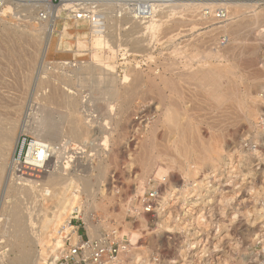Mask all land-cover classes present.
Segmentation results:
<instances>
[{"label": "rangeland", "instance_id": "1", "mask_svg": "<svg viewBox=\"0 0 264 264\" xmlns=\"http://www.w3.org/2000/svg\"><path fill=\"white\" fill-rule=\"evenodd\" d=\"M200 1L223 2V0H169L163 3L164 5H168L178 2L185 5L186 2ZM255 1L242 0L240 2H253L252 4L255 3L252 8V10L254 9L253 11L259 10L264 12V0ZM74 2L75 1L72 0H0V128L3 127L1 131H4V127L5 129L7 128L6 130H9L10 128L8 127L16 125L15 128L12 126L11 128H14V144L17 140V147L14 153L17 159L15 166L13 165L11 168V162L14 161L13 146L9 156H7L8 151L6 150L5 155H7L4 159H0V264H6L5 259L8 256L14 255L9 245L11 238L9 236L10 216L8 213L9 209L16 205V208L18 207V209H20L18 211L23 222H25L26 228L31 231L30 234L33 242L26 239L25 244H31V248L37 251V259L40 258V261L36 259V264H41L42 258H44L43 262L48 263V259L53 256L49 253L53 251L51 250L53 247L58 248V251L69 247L68 243L63 244V240H61L62 237L59 235V232L65 231L66 226L63 222L67 218V214H65V212L61 214L58 213L64 208V204L66 203L65 200L67 199H69V201L67 200V204L72 201L74 204H78L82 209L81 214L77 215L74 213L71 217L74 218L72 224L79 225L78 234L83 238L86 237L85 234L90 238L86 229V222H84V215L86 212L90 213V221L99 231L97 236L100 234L108 235L110 238L113 236H127L131 238L132 241L140 238L137 247L132 253L123 256L124 260L126 259L124 264H143V260L151 255L156 249L155 247L161 243V240L165 241L166 235L171 238L168 242L165 241L160 248L163 250V255L165 256L163 264H199V256L206 250L214 257L213 264H218V261L216 262L215 259V256L218 254L216 249L224 247L232 250L235 249V247L237 248L236 245L240 242L245 244L246 242L254 241L255 237L259 235H262L264 238V58L262 55L264 52V22L261 23L259 21L260 23L252 24L254 12L251 8L250 10L243 9L240 11L241 13L239 12L240 15L237 13L238 16L237 14H233L232 16L234 17L231 16V9L225 8L226 18L224 20H217L214 18V11L218 8H224L223 6H214L212 8L201 6L203 8L201 9L200 7V11L196 9L192 11V14L190 10V13H188V9L186 11L185 6H182L174 10L171 15L165 16L164 19L162 18L161 22H157L149 31L150 37L146 34V37L149 39H143L144 41L142 44L144 45L141 44L136 46L135 49V45L123 39L122 33L127 31L126 26L129 24L128 27L136 26L138 28L134 29V34H136L133 35L132 33V36L135 37L137 35L136 37H139L141 35L140 37H142L143 32L136 22L140 21L139 19H134L136 20L135 24L128 21V19L115 22L117 19L120 20L121 17H124L123 11L115 3L108 1V3L106 2L107 4L105 3L102 7L97 8V13L100 12L103 18H105V21L103 24H97V26L93 27L85 20H79L73 16L74 14L68 7V3ZM237 2H239V0H237ZM76 3L81 4L80 6L82 7L88 6L87 1H76ZM1 4L3 5L1 6ZM109 4L116 5L115 10ZM106 5H109V7ZM105 7H107V9ZM163 7L167 9L166 6ZM76 8H78V6H76ZM109 8H112L114 11H110ZM206 9H210V13L204 14ZM198 11L200 13L199 15ZM229 14L230 16L228 18L227 16ZM108 19L110 21H108ZM230 19L234 20V23ZM238 20H241V22L245 20L249 24L251 23L250 26L253 25L254 28L242 26L229 31V27H234L233 25L237 27L239 25L236 23ZM45 21L47 22L46 24ZM229 21L232 22V25ZM238 22L241 23L240 21ZM119 24L122 25L121 27L125 26V28L119 30ZM224 24H228V26ZM96 27L97 30L95 29ZM95 34L99 40L97 45L93 44ZM37 35L43 36L44 38L47 37L48 41L46 53L42 59L41 56H39V51L33 56L34 51L32 50V46L34 43L32 44V42H34ZM120 35L122 36L120 37ZM142 38H144V36ZM120 41L122 43H120ZM221 41L223 44H221ZM254 43H256L257 48ZM238 45L241 48L247 47V49H241ZM248 46H255L253 50L255 52H253L254 54L248 53L251 52ZM236 47L238 51L235 50L237 49ZM258 48L259 52L257 51ZM226 49H228L229 52L223 55L224 50L227 51ZM14 52L17 53L15 54ZM194 52L197 53L196 56ZM207 52L212 53L210 57ZM240 52H244L242 53L243 55H241ZM216 53H218V58H215L217 56ZM250 58L254 59L253 62ZM254 61L256 63H254ZM224 62L225 64H222ZM245 63L248 64L245 66ZM86 64L89 65L87 66L89 68V70H87L88 73L85 71ZM233 65L236 66L234 67L235 69L232 68ZM243 66H245V68ZM248 66L252 68L249 70ZM211 68H227L231 69L233 72L230 74L229 80L231 87L228 85L227 93L229 97L228 95L226 96L228 100L224 97L225 100H227V104L225 100H221V103H216L217 101L211 98L207 100L209 97L206 99L207 94L205 93V95L203 89L199 87V83L196 81L197 79L194 80L190 78V75L195 71L196 73L194 74H197L199 70V74V72L202 73ZM93 69L95 70L93 71ZM104 69L108 70H106L107 73L105 74L104 72L106 71ZM109 69H111V71ZM64 70L67 72H64ZM68 70L72 72L69 73ZM79 70L82 73L79 72ZM112 70L114 72H112ZM76 71L77 73H74ZM83 71L85 72L83 73ZM124 73H128L129 75L131 73V76H129L128 81L122 82ZM185 74L188 75V79ZM141 75L143 77H140ZM106 76L112 77L111 83L106 84L102 81ZM134 76L140 77L139 80L144 79V81L141 80L138 82L141 84V87H143L144 94L140 93L135 95V93H132L133 89H131V93L135 95H133L132 98V94L129 95L130 88H128V84L131 86L135 81ZM161 76L163 78H160ZM148 77H151L153 80ZM164 78L167 79L165 80ZM251 78L254 79L252 80ZM64 79H68L70 82L62 81ZM160 79H162L161 82ZM168 79L170 80L167 81ZM132 80L134 81L131 83ZM146 80L149 82H146ZM251 80L255 84H253ZM165 81H167V83L169 82V84L164 83ZM232 81L236 86H232ZM175 83L176 86L179 87L177 92L180 89L181 95H178H183V100L180 98L181 102L183 101L182 104L184 103V105L187 106H182V109L189 117L188 119L191 125L194 124V127L192 126L189 132V136L186 134L188 132L183 133V137H181L182 135L179 136V132H173L168 129V125L173 118L171 117L173 111L171 112L169 110H175L173 102L168 103V100L172 101L175 98L174 96H177V92H172V90L169 92L170 88L168 89V85H175ZM163 84L165 86L167 85V87ZM89 85L91 88H89ZM54 86L57 90L62 91L63 89L64 91L62 92H65L69 96L74 94V96L72 95L71 97H75V103L80 104H75L74 107L78 109L76 107L78 105V110H82L81 112L79 111L80 113L77 112L78 110H76V112L83 116L84 119H82V123H85L86 127L89 128L87 129L88 134L85 132L87 135L80 136L79 139H82V137L87 138L79 140L78 138L70 137L69 133H67L66 119L60 115L64 110L66 111V109H71L73 107L65 108V104H63L62 106L64 108L59 107L61 110L55 111L52 109L51 105L49 106L48 102H46L45 98L48 100L47 97L50 95L49 92L55 89L53 88ZM244 86H246V89H244ZM98 87L104 90L106 95L104 91L101 92L102 90L97 89ZM232 87L234 89H232ZM261 87H263V90ZM159 88L161 89L160 91L163 92H160ZM229 89L231 92H229ZM251 89L252 91H250ZM111 90H113V92ZM146 91H148V93ZM190 91L191 93H189ZM241 91H243V93L245 91L248 92L251 99L248 95V98L246 97V100L243 101L240 97L242 94ZM125 92L128 93L126 94ZM158 92L161 93V96H159ZM141 94L143 95L142 98L140 97ZM146 94H148V96ZM231 94L233 97H230ZM234 94H236V96ZM77 95L80 96L78 97ZM169 95L173 96V98ZM238 95L239 97L236 98ZM95 96L99 97L96 98ZM125 96L126 98L123 100ZM189 96L190 98H188ZM256 96L260 98L258 99ZM147 97H149L150 100H148L149 98ZM186 98L188 99L186 100ZM232 98L236 101H232ZM129 99H132V102H129ZM157 99H159L158 102L160 104L156 102ZM252 99L257 100L253 101ZM162 100L166 104L161 102ZM189 100L190 102H187ZM124 101L129 105L127 106ZM185 102L189 103L190 106ZM231 102L235 105H232ZM255 102L257 103L255 104ZM119 103L122 107H119ZM228 103H231V105L229 104L230 106H228ZM241 103L243 105H241ZM212 104L216 106L213 107L214 105L212 106ZM251 104L253 105V107H251L253 110H251L252 112L250 113L249 110L251 108L249 107L252 106ZM43 105H48L47 107L50 108L46 109L47 107L44 108ZM237 105L238 107L240 106L239 108L241 110L237 108ZM125 106L130 112L127 111L126 108L124 109ZM219 106L225 107L226 110L221 107L219 108ZM168 107L172 109L169 108L168 110ZM192 107L193 109H191ZM229 107L235 110L238 109L239 111L236 110L232 112L234 109H229ZM49 109L50 111H54H52L53 114L50 111V113L48 112ZM165 109L166 111H164ZM189 109H191L192 112ZM45 111L47 112L45 113ZM188 111L190 112L188 113ZM237 111L242 114L240 116H235ZM247 111H249V116ZM119 112L120 115L123 116L118 115ZM228 112L232 114H226ZM44 114H48L49 119L52 118L53 120H48L47 115ZM189 114L193 115V118L191 115L189 116ZM233 114L234 116H232ZM43 115L47 117L46 120L48 122L45 120V122L41 124L40 122ZM50 115L52 116L50 117ZM125 116L130 120H127ZM242 116L245 117L244 121H248L247 124L249 125L244 121L240 122L243 120H240ZM233 118H235V120ZM49 121H55L56 123L52 122L50 126ZM5 122L8 124L6 125ZM12 122L13 124H11ZM9 124L11 125L8 126ZM43 124H45V130L57 124L54 129L56 128L55 132L59 131V133L46 135L47 144H51L52 146L51 151L54 149L57 152L54 153L55 151H52L54 155L56 154V156H54L50 150H47L50 154L46 152L45 162L42 163L40 165L41 168L37 170L26 164L24 157H26V152L31 141L43 138L40 135ZM57 127L60 129L58 130ZM33 128L35 130H33ZM64 131L67 133L65 134L67 136L64 135ZM117 132H124V135ZM121 136L123 137L120 139ZM179 137L185 140L182 141V139H180L179 141ZM147 138L152 139V144L148 145L145 150L147 151L148 157H151L153 160L149 162L146 168V164H141L139 159L142 158L143 154L141 155V153H144L142 142ZM74 139L75 141H72ZM76 140L78 141L76 142ZM186 143L188 144L187 146ZM118 145L119 147H117ZM57 148H60V150ZM59 151H61V153ZM31 152H33V148ZM205 154H207V156H205ZM53 157L57 160L55 158L53 159ZM193 157L195 158L193 159ZM202 157H208L206 161L208 163H206L207 165L204 164L205 166L203 165V161L201 162ZM48 159L56 161H54L55 164L57 163L55 165L56 168L53 165L54 162L50 160L47 162ZM22 162L24 164H22ZM198 164H201L202 167ZM206 166L212 168L210 172L212 177L201 180L198 178L200 174L199 170ZM100 168H106V175L104 174L103 176L107 178L105 181H103V178H98L102 170H100ZM56 169L57 172H55L59 173H55L56 175H62L63 178L73 177L74 180H72V182H74L72 187L70 186L71 188L68 187L69 190H66L68 194L65 193L67 194L65 197H68L64 199V203L63 199L58 201V199L51 194L57 191L58 187L55 188L54 186L53 188L51 186L52 189L49 183L48 186L44 184L49 173H53L52 170ZM96 174L97 182L99 181V184L97 183L96 185L95 183L96 187L99 186L97 188V194L94 195L95 197L89 196L90 198H88V195L86 196V193L82 192L81 182L83 178H91ZM20 176L22 178H20ZM15 177L19 178L15 179ZM24 177L27 181L33 180V183L31 182L29 185L26 180H22L25 179ZM230 180L232 184H230ZM206 181L210 183H205ZM222 183H229L232 187L228 186V188L225 189L220 186ZM23 184H27L28 192L26 191V186L23 187ZM44 188L48 190L51 189L49 195H47L49 199L47 196L45 197V194H48V192L45 193ZM177 188L188 195L195 194L194 191L196 190V194H200L198 196L201 199L200 201L197 200L198 204L195 203L198 208L194 210L193 215L188 214L187 216V213H183L186 212L185 208H188L194 200L178 203L175 206L172 205V202H167L166 205H160L163 207L158 211L157 215L155 214L153 217L140 213V200L148 191L157 189L159 197L165 195L170 198L173 195L180 194L175 191ZM222 188L224 190H222ZM227 190L229 192H226ZM37 191H41L42 193H38ZM23 192L26 195H24ZM73 195L76 196L73 197ZM87 203L89 205H87ZM42 209L47 212V215ZM55 210H58V212L53 213V215L57 217V221L54 220L49 223L50 225L48 224L47 228L49 229L48 232L43 233V224L45 225L46 221L52 216V211ZM48 215L49 217H47ZM254 222L255 224H253ZM227 224H229L230 227H228L229 225ZM240 224L243 226L241 227ZM225 226L229 229L221 231L225 229ZM40 227L42 228L39 230ZM246 227L249 229H247V231H242ZM206 229H209V232L205 231ZM196 231L200 233V236H197ZM42 234H44V236ZM40 237H43V239ZM200 238H202V240L204 239L201 245L195 244V240ZM194 244L197 246L195 247ZM192 245L195 248L191 247ZM55 251L56 249L52 253ZM58 251L55 252L56 255L54 254L55 257L53 258L57 257ZM40 253L43 256H41ZM136 255H139L141 258L137 262Z\"/></svg>", "mask_w": 264, "mask_h": 264}, {"label": "bare ground", "instance_id": "2", "mask_svg": "<svg viewBox=\"0 0 264 264\" xmlns=\"http://www.w3.org/2000/svg\"><path fill=\"white\" fill-rule=\"evenodd\" d=\"M240 1H242V0H239V2H237V0H223V2H186L185 3V5H182V3H178V2H175V3H173V4H168V5H164V3L162 4V5H160V7H158L157 9H154V10H152V13H150L147 17H142V19H139L140 21H136V20H134V15L132 14V12L129 10V11H124L123 12V15H124V17H121V19L120 20H116L115 22H121L122 20H124V19H128V21H130V22H132V23H134L135 24V21L137 22V25H139V27H140V29H141V31L143 32V34H142V37L144 36V38H142V37H140L139 35V37H133L132 36V33H133V35H135L134 34V29L135 28H137L136 26H129L128 27V25L129 24H127V28H126V32L125 33H122L123 34V39L125 40V41H127L128 40V42L129 43H132L133 45H135V49H136V46H139V45H141L142 43H143V39H149V38H147L146 37V34L148 35V37H150L149 36V34H150V30L156 25V23L157 22H161L162 20V18L164 19V17L166 16H168V15H171V13L172 12H174V10H176V9H178V8H181L182 6L184 7H186V11H187V9H188V13H190L191 12V14H192V11H194V10H196V9H199V11H200V7L201 6H203V7H205V8H212V7H214V6H223L224 8H230L231 9V11H232V13H231V16L234 14V15H236L237 13L239 14V12L240 11H242L243 9H248V10H250V8H251V10H252V8H253V5H255V3L254 4H252V3H249V2H247V3H243V2H240ZM253 1V0H252ZM255 1V0H254ZM258 1H261V0H258ZM258 1H257V3H258ZM256 2V1H255ZM107 3H108V1H107ZM106 3V4H107ZM260 3V2H259ZM3 4H1V6H2ZM110 6H112L113 8H114V10H115V6L116 5H112V4H109ZM109 5L107 6V7H109ZM259 5V4H258ZM263 5V4H262ZM163 6H166V8L167 9H165V7H163ZM257 6V5H256ZM260 6V5H259ZM107 7H105L106 9H107ZM203 7H201V9L203 8ZM110 9V8H109ZM229 9V10H230ZM261 9V8H260ZM112 10V8L110 9V11ZM114 10H112V11H114ZM122 10V9H121ZM120 10V11H121ZM189 10H190V12H189ZM247 10V11H248ZM254 10V9H253ZM252 10V11H253ZM258 10V9H257ZM262 10V9H261ZM264 10V9H263ZM116 11H117V9H116ZM119 11V10H118ZM199 11H198V15L200 14L199 13ZM108 12H109V10H108ZM196 12V11H195ZM254 13H253V22H252V24L253 23H258L259 21L262 23V22H264V12L262 11H253ZM194 13V12H193ZM229 13V12H228ZM241 13V12H240ZM245 13V12H244ZM251 13V12H250ZM196 14V13H195ZM194 14V15H195ZM238 14H237V16H238ZM242 14H243V12H242ZM110 15H112V14H110ZM115 15V14H114ZM194 15H190V16H194ZM202 15V14H201ZM240 15V14H239ZM197 16V15H196ZM229 16H230V14L227 16L228 18H229ZM236 16V17H237ZM244 16V15H243ZM105 17H106V15H105ZM232 17H234V16H232ZM232 17H230V18H232ZM245 17V16H244ZM107 18V17H106ZM116 18H117V16H116ZM227 18V19H228ZM110 19V18H109ZM108 19V21H110ZM112 19V18H111ZM198 19V18H197ZM235 19V18H234ZM238 19V18H237ZM242 19V18H241ZM245 19V18H244ZM107 20V19H106ZM113 20H115V19H113ZM142 20V21H141ZM231 20V19H230ZM226 21H228V20H226ZM231 21H233V23H234V20H231ZM238 21H240L241 22V20H238ZM236 22L237 24H239L237 27H236V25H233L234 27H229L230 28V30L229 31H231V30H233L234 28H239V27H242V26H246L247 28L250 26V24L247 22V21H243V22H241V23H239V22ZM124 22V21H123ZM122 22V23H123ZM127 22V21H126ZM230 22V21H229ZM250 22V21H249ZM259 22V23H260ZM47 22L45 21V24H46ZM113 23V22H112ZM121 23V24H122ZM140 23V24H139ZM232 22H230V24H231ZM229 24V25H230ZM248 24V25H247ZM120 25V24H119ZM122 25H124V24H122ZM122 25H120V29L119 30H121V29H123V28H125V26H123V27H121ZM224 25H226V24H224ZM232 25V24H231ZM257 25V24H256ZM226 26H228V24L226 25ZM114 27V26H113ZM225 27V26H224ZM250 27H252V28H254L253 27V25L252 26H250ZM249 27V28H250ZM138 29V28H137ZM257 29V28H256ZM249 30V29H248ZM250 30H254V29H250ZM123 31V30H122ZM124 31H125V29H124ZM132 31V32H131ZM137 31V30H136ZM140 31V32H141ZM139 32V31H138ZM112 33V32H111ZM114 33V32H113ZM42 34H44V33H42ZM120 34V33H119ZM14 35H15V32H14ZM111 35V34H110ZM115 35V34H114ZM17 36V35H16ZM122 35H120V37H121ZM260 36V35H259ZM94 37V36H93ZM146 37V38H145ZM122 39V38H121ZM120 39V40H121ZM113 40H114V38H113ZM124 40H123V42H124ZM146 41V40H145ZM258 41V40H257ZM127 42V43H128ZM150 42V41H149ZM242 42H243V40H242ZM241 42V43H242ZM34 43V45L32 46L33 48H32V50L34 51V55H33V53H32V55L33 56H35L36 55V53L39 51V56H41V59L44 57V55H45V53H46V46H47V43H48V41H47V37L46 38H44L43 36L41 37L40 35L38 36H36L35 37V39H34V42H32V44ZM97 43H99V40L97 39V35L95 34V38H94V41H93V44H95V45H97ZM120 43H122L121 41H120ZM125 43V42H124ZM244 43H245V41H244ZM15 44V43H14ZM27 44V43H26ZM10 45V44H9ZM12 45V44H11ZM131 45V44H130ZM142 45H144V44H142ZM254 45L256 46V48H257V45H256V43H254ZM231 46V45H230ZM230 46H228V47H230ZM245 46V45H244ZM255 46H248V47H250V50H251V52H248V53H252V54H254L255 52L253 51L254 50V47ZM133 47V46H132ZM142 47V46H141ZM238 47H240L239 45H238ZM40 48V49H39ZM139 48V47H138ZM137 48V49H138ZM225 48H226V46H225ZM237 48V47H236ZM241 48V47H240ZM242 48H246L247 49V47H242ZM241 48V49H242ZM14 49V48H13ZM133 49H134V47H133ZM222 49H224V48H222ZM246 49H245V51H246ZM227 51H225L224 50V52H223V55H224V53H226V52H229L228 51V49H226ZM229 50H230V48H229ZM235 50H237L238 51V48L237 49H235ZM234 50V51H235ZM249 50V49H248ZM261 50V49H260ZM11 51V50H10ZM32 51V52H33ZM243 51V50H242ZM257 51L259 52V48L257 49ZM257 51H256V53H257ZM236 52V51H235ZM235 52H234V54H235ZM254 52V53H253ZM13 53V52H12ZM15 53V52H14ZM17 53V52H16ZM15 53V54H16ZM195 53V52H194ZM193 53V54H194ZM242 53H244V52H242ZM241 52H240V54L241 55H243ZM246 53V52H245ZM196 54L197 53H195V56H196ZM207 54L209 55V57H210V54H212V53H210V52H207ZM207 54H206V56H207ZM220 54V53H219ZM227 54V53H226ZM237 54H238V52H237ZM97 55V54H96ZM204 55V54H203ZM216 57L215 58H218V53H216ZM222 55V54H221ZM239 55V54H238ZM238 55H237V57H238ZM256 55V54H255ZM254 55V56H255ZM263 58H264V52H263ZM192 56H194V55H192ZM215 56V55H214ZM226 56V55H225ZM240 56V55H239ZM205 57V56H204ZM208 57V58H209ZM244 57V56H243ZM248 57H249V55H248ZM207 58V57H206ZM221 58V57H220ZM226 58V57H225ZM251 59V58H250ZM228 60V59H227ZM252 60V62H253V60L254 59H251ZM225 61V60H224ZM88 62V61H87ZM222 62V61H221ZM242 62V61H241ZM33 63V62H32ZM254 63H256L255 61H254ZM219 64V63H218ZM222 64H225V62L224 63H222ZM234 64V63H233ZM240 64V63H239ZM246 64H248V63H245V66H246ZM56 65V64H55ZM81 65V64H80ZM91 65V64H90ZM241 65V64H240ZM253 65H256V64H253ZM71 66V65H70ZM83 66H85V65H83ZM87 66H89V65H87L86 64V73H88L87 72V70H89V68L87 67ZM94 66H95V64H94ZM225 66V65H224ZM245 66H243L244 68H245ZM57 67V66H56ZM81 67V66H80ZM79 67V68H80ZM84 67V68H85ZM96 67V66H95ZM234 67H236L235 65H233V67L232 68H234ZM249 67V66H248ZM247 67V68H248ZM73 68V67H72ZM71 68V69H72ZM94 68V67H93ZM243 68V69H244ZM252 68V67H251ZM250 67H249V70L251 69ZM203 69V68H202ZM235 69V68H234ZM95 69H93V71H94ZM105 70V69H104ZM107 70V69H106ZM105 70V71H106ZM110 71H111V69H109ZM195 70V69H194ZM248 70V71H249ZM255 70V69H254ZM258 70V69H257ZM69 71V70H68ZM85 71H83V73L85 72ZM108 71V70H107ZM107 71L106 72H104V74L105 73H107ZM199 71V70H198ZM198 71H197V74H194V73H196V71L194 72V73H192L191 75H190V73H189V75H190V78L191 79H194V80H196L197 81V83H199L198 85H199V87L200 88H202L203 89V91H204V94L206 93L207 94V96H206V99H207V97H209L207 100H210V98L211 99H214V100H216L217 102L216 103H218V102H220L221 103V100H225V98L224 97H226L227 95H228V85L230 86V84H229V80H230V74L231 73H233L232 72V70L231 69H227V68H220V69H216V68H211V69H209V70H205V71H203L202 73H200L199 72V74H198ZM252 71H253V69H252ZM64 72H67V71H65L64 70ZM70 72H72V71H69V73ZM79 72H81L80 70H79ZM112 72H114L113 70H112ZM129 72V71H128ZM243 72V71H242ZM251 72V71H250ZM74 73H77V71L76 72H74ZM82 73V72H81ZM95 73V72H94ZM109 73V72H108ZM183 73V72H182ZM244 73V72H243ZM253 73V72H252ZM256 73V72H255ZM261 73V72H260ZM260 73H258V74H260ZM97 74V73H96ZM235 74V73H234ZM262 74V73H261ZM58 75V74H57ZM91 75V74H90ZM137 75H138V73H137ZM186 75V74H185ZM185 75H184V78H185ZM249 75V74H248ZM253 75V74H252ZM252 75H250V76H252ZM62 76V75H61ZM129 76H131V73H130V75L128 74V73H124L123 74V76H122V82H125V81H128L129 80ZM136 76V75H135ZM134 76V80H132L131 81V86H129V84H128V88H130V93H129V95L130 94H132V93H135V95H138V94H140V93H143L144 94V90L142 89L143 87H141V84L140 83H138L139 81H141V80H143L144 81V79H141V80H139V78L140 77H143L142 75L140 76V77H135ZM188 75H186V77H187ZM257 76V75H256ZM64 77V76H63ZM70 77V76H69ZM90 77V76H89ZM238 77V76H237ZM236 77V78H237ZM253 77V76H252ZM57 78H58V76H57ZM100 78H101V76H100ZM99 78V79H100ZM105 78V77H104ZM115 78V77H114ZM113 78V79H114ZM136 78V79H135ZM148 78H151V77H148ZM147 78V79H148ZM160 78H163L162 76L160 77ZM189 77H187V79H188ZM235 78V79H236ZM257 78H258V76H257ZM59 79V78H58ZM86 79H88V78H86ZM102 79V78H101ZM111 79H112V77L110 78V77H107L106 76V78L104 79V80H102L104 83H111ZM165 79V78H164ZM167 79V78H166ZM165 79V80H166ZM186 79V78H185ZM240 79H242V78H240ZM252 80L254 79V78H251ZM70 80H71V78H70ZM97 80V79H96ZM151 80H153L152 78H151ZM170 79H168L167 81H169ZM251 80V81H252ZM260 80V79H259ZM62 81H65V82H67L68 81V79L67 80H62ZM88 81V80H87ZM115 81V80H114ZM162 81V79H160V82ZM167 81H165L164 83H167ZM191 81V80H190ZM245 81V80H244ZM68 82H70V81H68ZM101 82V81H100ZM146 82H149V81H147L146 80ZM156 82V81H155ZM233 82V81H232ZM253 82V81H252ZM251 82V83H252ZM256 82V81H255ZM258 82V81H257ZM262 82V81H261ZM94 83V82H93ZM150 83H151V81H150ZM246 83V82H245ZM248 83V82H247ZM96 84V83H95ZM100 84V83H99ZM105 84V85H106ZM113 84V83H112ZM117 84V83H116ZM121 84V83H120ZM125 84V83H124ZM149 84V83H148ZM167 84H169V82L167 83ZM172 84V83H171ZM174 84V83H173ZM189 84V83H188ZM253 84H255L254 82H253ZM259 84V83H258ZM50 85V84H49ZM53 85V84H52ZM83 85V84H82ZM90 85H91V83H90ZM90 85H89V88H91L90 87ZM93 85V84H92ZM97 85H98V83H97ZM101 85V84H100ZM111 85V84H110ZM114 85V84H113ZM112 85V86H113ZM143 85V84H142ZM151 85H152V83H151ZM150 85V86H151ZM164 85V84H163ZM162 85V86H163ZM178 85V84H177ZM197 85V86H198ZM234 85L236 86V84H234V82H233V87H234ZM247 85V84H246ZM56 86V85H55ZM53 87V88H55V89H53L52 87V91H50L49 93H50V95H49V97H47L48 98V100L45 98V100H46V102H48V104H49V106L51 105V107H52V109H54L55 111L56 110H59L60 108L59 107H63L62 105L63 104H65V108H69V107H73V108H71V109H66V111L64 110V112L60 115V116H63L66 120V122H67V133H69V135H70V137H72V138H80V136H85V132H87L88 130L87 129H89V128H87L86 127V125H85V123L83 124L82 123V119H84L83 118V116L80 114H77V112H81L82 110L80 109V110H78L79 109V107H78V105L76 106L78 109H75V107H74V105L75 104H79V103H75L76 101L74 100V98H72L71 96L73 95L74 96V94H71V96H69L68 94H66L65 92H62V91H64L63 89H62V91H60V90H57V88L56 87H59V86H56V87ZM104 86V85H103ZM123 86H125V85H123ZM165 86V85H164ZM183 86H186V85H183ZM183 86H182V88H183ZM248 86V85H247ZM255 86H257V85H255ZM264 86V85H263ZM93 87V86H92ZM117 87V86H116ZM152 87V86H151ZM165 87H167V85L165 86ZM231 87V86H230ZM232 87V89H234ZM50 88V89H51ZM96 88V87H95ZM113 89H114V87H112ZM125 88V87H124ZM127 88V89H128ZM150 88V87H149ZM153 88V87H152ZM170 88V90H169V92L172 90V92H177V89L179 88V87H177L176 86V83H175V85H168V89ZM185 88H187V87H185ZM237 88V87H236ZM236 88H235V90H236ZM240 88V87H239ZM248 88V87H247ZM254 88V87H253ZM256 88V87H255ZM262 88V90H263V87H261ZM60 89V88H59ZM97 89H99V87L97 88ZM123 89V88H122ZM131 89H133L132 90V93H131ZM156 89V88H155ZM167 89V88H166ZM244 89H246V86H244ZM92 90V89H91ZM99 90H102L101 88L99 89ZM114 90H116V89H114ZM125 90V89H124ZM124 90H123V92H124ZM161 89L159 88V91H160ZM191 90V89H190ZM239 90V89H238ZM241 90V89H240ZM255 90V89H254ZM89 91V90H88ZM95 91V90H94ZM104 90H102L101 92H103ZM112 92H113V90H111ZM126 91V90H125ZM128 91V92H129ZM184 91V90H183ZM187 91V90H186ZM247 91V90H246ZM244 92L243 93V91H241V98L243 99V101H245L246 99V97L249 95V93L248 92ZM250 91H252V89L250 90ZM260 91V90H259ZM122 92V91H121ZM128 92H125L126 94L128 93ZM147 93H148V91H146ZM145 92V93H146ZM156 92H157V90H156ZM160 92H163V91H160ZM168 92V91H167ZM179 92V93H178ZM176 94H177V96H174L175 98V100L173 99H171L172 101H170V100H168L169 102L168 103H170V102H173V104H174V106H175V110H173L172 108H170V107H168V110H169V108L170 109H172V110H169V111H173V115L171 116V117H173L172 118V120H171V122H170V124L168 125L169 126V128L168 129H170L171 131H173V132H179L180 134H179V136H181V137H183V133H186V132H188V133H186L188 136L190 135V130H191V128H192V126L194 125L193 123V125H191V122L189 121V117L187 116V114L184 112V110L182 109V106H184V107H187V106H185L184 105V103L182 104V102H181V100H180V98H182V96H179L178 94H180V89H179V91H178ZM229 92H231L230 91V89H229ZM233 92H234V90H233ZM232 92V93H233ZM236 92H238V91H236ZM235 92V93H236ZM256 92H257V90H256ZM263 92V91H262ZM48 93V94H49ZM124 93V94H125ZM153 93V92H152ZM182 93V92H181ZM185 93V92H184ZM183 93V94H184ZM189 93H191V91L189 92ZM259 93H261V92H259ZM258 93V94H259ZM264 93V92H263ZM263 93H261V94H263ZM99 94V93H98ZM103 94V93H102ZM104 94L106 95V93H105V91H104ZM158 94H159V96H161V93H159L158 92ZM165 94V93H164ZM167 94V93H166ZM187 94V93H186ZM205 94V95H206ZM237 94V93H236ZM236 94H234L235 96H236ZM239 94V93H238ZM253 94V93H252ZM255 94V93H254ZM260 94V95H261ZM100 95H101V93H100ZM121 95V94H120ZM134 94H132L131 95V97L133 96ZM134 95V96H135ZM142 95V94H141ZM140 95V97L142 98L143 97V95L141 96ZM147 96H148V94H146ZM145 95V96H146ZM154 95V94H153ZM181 95V94H180ZM204 95V96H205ZM260 95H257V96H260ZM48 96V95H47ZM78 97L80 96V95H77ZM110 96V95H109ZM116 96V95H115ZM127 96V95H126ZM126 96L124 97V99L123 100H125V98H126ZM156 96H157V94H156ZM170 97H172L173 98V96H171V95H169ZM250 96V95H249ZM256 96V97H257ZM46 97V96H45ZM91 97V96H90ZM96 98L97 97H99V96H95ZM120 97H122V96H120ZM131 97H129V98H131ZM138 97V96H137ZM136 97V98H137ZM150 97V96H149ZM149 97H147V98H149ZM152 97V96H151ZM166 97V96H165ZM177 97V98H176ZM185 97H187V96H185ZM197 97V96H196ZM228 97H229V95H228ZM230 97H233L232 96V94L230 95ZM239 97V95L236 97V98H238ZM103 98V97H102ZM112 98V97H111ZM133 98V97H132ZM135 98V99H136ZM146 98V99H147ZM155 98V97H154ZM161 98V97H160ZM164 98V97H163ZM188 98H190V96L188 97ZM188 98H186V100L188 99ZM227 98V97H226ZM248 98V97H247ZM258 99L260 98V97H257ZM121 99V98H120ZM170 99V98H169ZM195 99V98H194ZM233 100L232 101H236L234 98H232ZM250 99H251V96H250ZM254 99V98H253ZM252 99V100H253ZM78 100V99H77ZM130 100V99H129ZM129 100H127V101H129ZM132 100V99H131ZM129 101V102H132V101ZM148 100H150V98L148 99ZM152 100V99H151ZM158 100L159 99H157L156 100V102H158ZM182 100H183V98H182ZM205 100V99H204ZM227 100H228V98H227ZM227 100H225V102L227 101ZM231 100V99H230ZM229 100V101H230ZM249 100V99H248ZM255 100H257V99H255ZM255 100H253V101H255ZM261 100V99H260ZM154 101V100H153ZM152 101V102H153ZM192 101V100H191ZM201 101V100H200ZM228 101V102H229ZM238 101V100H237ZM78 102V101H77ZM121 102V101H120ZM125 102V101H124ZM139 102H141V101H139ZM143 102V101H142ZM161 102H164L163 100L161 101ZM187 102H190V100L189 101H187ZM187 102H185V103H187ZM194 102V101H193ZM193 102H192V104H193ZM225 102H224V104H225ZM45 103V102H44ZM122 103V102H121ZM126 103V105L128 106L129 104L127 103V102H125ZM159 103V102H158ZM158 103H156V104H158ZM165 103V102H164ZM206 103V102H205ZM213 103V102H212ZM219 103V104H220ZM232 103V102H231ZM231 103H228V106H230L231 105ZM249 103V102H248ZM253 103V102H252ZM257 102H255V104H256ZM259 103V102H258ZM47 104V103H46ZM120 104V103H119ZM160 104V103H159ZM166 104V103H165ZM188 105H189V103H187ZM191 104V103H190ZM196 104V103H195ZM224 104H223V106H224ZM226 104H227V102H226ZM230 104V105H229ZM234 103H232V105H233ZM238 104V103H237ZM243 104H244V102H243ZM242 103H241V105H243ZM45 105V104H44ZM43 105V106H44ZM80 105V104H79ZM203 105V104H202ZM214 105V106H213ZM218 105V104H217ZM222 105V104H221ZM235 105V104H234ZM246 105H247V103H246ZM250 105V104H249ZM252 105V104H251ZM259 105H260V103H259ZM48 106V105H47ZM47 106H44V108H46ZM171 106H172V104H171ZM173 106V107H174ZM190 106V105H189ZM192 106V105H191ZM212 106L213 107H215L216 105L215 104H212ZM226 106V105H225ZM119 107H122L121 106V104H120V106ZM118 107V108H119ZM130 107V106H129ZM197 107V106H196ZM203 107V106H202ZM221 106H219V108H220ZM227 107V106H226ZM233 107H235V106H233ZM240 107V106H239ZM238 107V105H237V108L239 109V110H241L240 108ZM247 107V106H246ZM251 107H253V105L252 106H250L249 108H251ZM258 107H260V106H258ZM262 107V106H261ZM48 108H50V107H47L46 109H48ZM64 108V107H63ZM126 108V106L124 107V109ZM221 108H224L225 109V107H221ZM232 108V107H231ZM230 107H229V109H231ZM241 108H242V106H241ZM46 109H44V110H46ZM167 109V108H166ZM166 109L164 110V111H166ZM191 109H193V107L191 108ZM191 109H189L190 111H191ZM208 109V108H207ZM224 109H221V110H224ZM234 108H232V110H233ZM238 109H236V110H238ZM248 109V108H247ZM61 110V109H60ZM59 110V111H60ZM76 110H78L77 112H76ZM119 110V109H118ZM126 110H127V108H126ZM188 110V109H187ZM195 110V109H194ZM201 110V109H200ZM217 110H218V108H217ZM226 110V109H225ZM235 109H234V111H232V112H235L236 111ZM238 110V111H239ZM243 110V109H242ZM251 110H253V108H251L249 111H250V113L252 112ZM50 111V109L48 110V112ZM53 111V110H52ZM52 111H50L52 114H53V112ZM122 111V110H121ZM120 111V112H121ZM127 111H129V109L127 110ZM190 111H188V113L190 112ZM215 111V110H214ZM228 111V110H227ZM237 111V114H235V116L237 115V116H240L241 114L239 113ZM249 111H247V114H248V116H249ZM47 111H45V113H46ZM49 112V113H50ZM79 112V113H80ZM120 112H119V114L118 115H120ZM130 112V111H129ZM129 112H127V113H129ZM192 112V111H191ZM194 112V111H193ZM226 112V111H225ZM241 112V111H240ZM243 112V111H242ZM57 113V112H56ZM55 113V114H56ZM59 113V112H58ZM122 113H123V111H122ZM220 113H222V112H220ZM60 114V113H59ZM58 114V115H59ZM172 114V113H171ZM192 114V113H191ZM191 114H189V116L191 115ZM226 114H229V115H231L230 114V112H228V113H226ZM44 115H47V117H48V114H44ZM43 115V118L41 119V124H42V122H45V120L47 119V117L46 116H44ZM126 115H128V114H126ZM166 115V114H165ZM169 115V114H168ZM225 115V114H224ZM52 115H50V117H51ZM120 116H123V115H120ZM119 116V117H120ZM192 116V118H193V115H191ZM227 116V115H226ZM232 116H234V114L232 115ZM254 116V115H253ZM253 116H251V117H253ZM126 117V116H125ZM222 117V116H221ZM64 118H61V119H64ZM118 118V117H117ZM121 118V117H120ZM169 118H170V116H169ZM244 116H242L241 118H240V120L241 119H243V120H241L240 122H242V121H244ZM254 118V117H253ZM52 119V118H51ZM51 119H49V117H48V120H51ZM58 119H59V117H58ZM126 119H127V117H126ZM125 119V120H126ZM129 119V118H128ZM127 119V120H128ZM234 120H235V118H233ZM252 119V118H251ZM3 120V119H2ZM53 120V119H52ZM124 120V119H123ZM130 120V119H129ZM229 120V119H228ZM231 120V119H230ZM254 120V119H253ZM0 121H1V119H0ZM11 121V120H10ZM13 121V120H12ZM47 121V120H46ZM55 121H57V120H55ZM54 121V122H55ZM119 121H121V120H119ZM201 121V120H200ZM236 121H238V120H236ZM7 122H9V121H7ZM48 122V121H47ZM46 122V123H47ZM50 122V126H51V123L53 122V121H49ZM53 122V123H54ZM58 122H59V120H58ZM245 122V121H244ZM247 122L248 121H246L245 123L247 124ZM6 123V122H5ZM4 123V124H5ZM56 123V122H55ZM61 123V122H60ZM234 123V122H233ZM237 123H239V122H237ZM237 123H236V126H237ZM4 124H3V126H4ZM8 123H6V125H7ZM11 124H13V122L11 123ZM11 124H9L8 126H10ZM47 124H49V123H47ZM46 124V125H47ZM45 124H43V127H41V128H43L42 130H41V137H43V138H38L37 140H35V141H31V143L29 144V148H28V151H27V156H26V162L28 163V164H30V165H40L41 163L38 161V155H39V152L41 151V149L42 148H47V150H50V152H52V151H55L54 153H56L57 151L56 150H52L51 151V148H52V146H51V144H47V137H46V135L48 136V135H54L55 133H59V131L58 132H55V130H56V128L54 129V127L57 125H53V127L51 128L50 126V129L49 128H47V130H45L44 128H45V126H44ZM232 125V124H231ZM231 125H229V126H231ZM243 125V124H242ZM247 125H249V124H247ZM246 125V126H247ZM2 126V125H1ZM7 126V127H8ZM12 127H14L15 128V126H13V125H11ZM11 126L10 127H8V128H10L9 130H6L5 129V127H4V131H1V130H3V129H1V128H3V127H1L0 128V157H2V158H0L1 160L2 159H4L5 158V156L7 155V156H9V154L11 153V149H12V146H13V149H12V151H13V156H14V161L13 162H11V168L13 167V165L15 166V163H16V161H17V159H16V156L14 155V153H15V149H16V147H17V140H16V143L14 144V141H13V138H14V128H11ZM61 126V125H60ZM239 126V125H238ZM251 126V125H250ZM48 127V126H47ZM88 127H89V125H88ZM194 127V126H193ZM234 127H235V125H234ZM243 127V126H242ZM37 128V127H36ZM39 128V127H38ZM41 128H39V129H41ZM58 128V130L60 129L59 127H57ZM62 128V127H61ZM239 128V127H238ZM65 129V128H64ZM63 129V130H64ZM194 129V128H193ZM234 129V128H233ZM33 130H35L34 128H33ZM90 131V130H89ZM234 131V130H233ZM240 131V130H239ZM36 133H38L37 131H35ZM62 132V131H61ZM236 132V131H235ZM248 132V131H247ZM67 133H65V131H64V135L65 134H67ZM117 133H119V132H117ZM122 132H120L119 134H121ZM124 133V132H123ZM121 134V135H124V134ZM82 134H84V135H82ZM87 134H88V132H87ZM86 134V135H87ZM235 134V133H234ZM60 135V134H59ZM185 135V134H184ZM58 136V135H57ZM56 136V137H57ZM65 136H67V135H65ZM117 136V135H116ZM60 137V136H59ZM123 136H121L120 137V139L122 138ZM71 138V139H72ZM85 138H87V137H85ZM84 137H82V139H79V140H83V139H85ZM118 138H119V136H118ZM117 138V139H118ZM185 138V137H184ZM51 140H53L52 138H50ZM49 139V140H50ZM119 139V140H120ZM179 139V141H180V139H182V138H178ZM187 139H189V138H187ZM114 140V139H113ZM119 140H117V141H119ZM183 140H185V139H182V141ZM47 141V142H46ZM72 141H75V139L74 140H72ZM78 140H76V142H77ZM144 142H142L143 143V148H144V153H141V155H142V158H140L139 159V161H141V164H146L145 166H146V168L148 167L147 165H149V162H151V160H153L151 157L149 158L148 157V155H147V151L145 150V148L148 146V145H151L152 144V139H145V140H143ZM178 141V142H179ZM181 141V142H182ZM120 143H122L121 141H119ZM118 142V143H119ZM128 142V141H127ZM186 142L188 143V141L186 140ZM189 142H190V140H189ZM114 143V142H113ZM117 143V142H116ZM129 143V142H128ZM186 143V146L188 145ZM181 144H185V143H181ZM51 147H50V146ZM63 145V144H62ZM116 145V144H115ZM114 145V146H115ZM120 145H122V144H120ZM130 145V144H129ZM136 145H137V142H136ZM64 146H66V145H64ZM49 147H50V149H49ZM53 147H54V145H53ZM117 147H119V145L117 146ZM32 148H33V152H31V150H32ZM135 148V147H134ZM57 149H59L60 150V148H57ZM119 149V148H118ZM187 149V148H186ZM186 149H184V150H186ZM209 149V148H208ZM8 151V153L5 155V151ZM188 150H189V148H188ZM118 151V150H117ZM49 151H47V153H48ZM50 152H49V154H50ZM60 153H61V151H59ZM142 152H143V150H142ZM202 152V151H201ZM47 153H46V155H47ZM53 153V152H52ZM54 153L52 154V155H54ZM59 153V154H60ZM121 153V152H120ZM137 153H139V152H137ZM187 153V152H186ZM200 153V152H199ZM216 154V153H215ZM44 155H45V151L43 150V154H42V159L44 158ZM196 155V154H195ZM54 156H56V154L54 155ZM58 156V155H57ZM204 156V155H203ZM205 156H207V154H205ZM49 157V156H48ZM25 158V157H24ZM51 158H52V156H51ZM55 157H53V159H54ZM61 158V157H60ZM195 157H193V159H194ZM56 159V158H55ZM200 159V158H199ZM202 159V160H201ZM200 160H201V162L203 161V165L205 164V165H207L206 163H208V162H206L207 160H208V157H202ZM50 159H48L47 160V162L49 161ZM57 160V159H56ZM6 161V160H5ZM50 161H52V160H50ZM55 160H53L52 162H54ZM24 162V161H23ZM22 162V164H24ZM56 162V161H55ZM55 162H54V167L56 168V164H55ZM201 162H199V163H201ZM210 162V161H209ZM2 164H4V163H2ZM45 165H46V163H45ZM52 165V166H53ZM198 165H201V164H198ZM204 165V166H205ZM25 166V165H24ZM28 166V165H27ZM47 166V165H46ZM41 167V166H40ZM201 167H202V165H201ZM257 167H258V165H257ZM10 168V169H11ZM49 168V167H48ZM59 168V167H58ZM200 168V167H199ZM47 169V168H46ZM102 168H100V170H101ZM106 169V168H105ZM105 169H102L101 170V173H100V176L98 177L99 179L101 178H103L104 180L103 181H105V179H107V178H104L103 176H104V174H105ZM198 170V169H197ZM41 171V170H40ZM47 171H48V169H47ZM49 171H51V170H49ZM53 171V173L52 172H50L49 173V175L47 176V178H46V182L44 183V184H47L46 186H48V183L50 184L49 186L51 187H53L54 188V186H55V188L56 187H58V189H57V191H54V192H52L51 194H53L52 196L53 197H56L57 199H58V201H61L62 199H63V203H64V199H66L67 197H65V195H67L68 193L66 192V190L68 189L69 190V188H71L72 187V184H74V182H72V180H73V177H68V178H63V176L62 175H56V174H59V173H56L57 172V169L56 170H52ZM56 171V172H55ZM212 171V168L211 167H205V168H202L201 170H199V179H206V178H211L212 176L210 175V172ZM33 172H34V170H33ZM198 172V171H197ZM14 173V172H13ZM17 173V172H16ZM22 173V172H21ZM26 173V172H25ZM28 173V172H27ZM56 173V174H55ZM254 173V172H253ZM30 174V173H29ZM36 174V173H35ZM40 175V174H39ZM106 175V174H105ZM15 176H17V175H15ZM62 176V177H61ZM22 177H23V175H22ZM21 176H20V178H22ZM26 177V176H25ZM24 177V178H25ZM40 177V176H39ZM13 178H14V176H13ZM16 178H19V177H15V179ZM35 179V178H34ZM216 179V178H215ZM253 179V178H252ZM18 180V179H17ZM22 180H26V178L25 179H22ZM200 180V181H201ZM27 181V180H26ZM33 180H31V181H27L28 182V184L30 185L31 184V182H32ZM74 181V180H73ZM101 181V180H100ZM198 181V180H197ZM214 181V180H213ZM233 181V180H232ZM256 181V180H255ZM39 182V181H38ZM62 182V183H61ZM68 182V183H67ZM209 181H206L205 183H208ZM229 182H231V180L229 181ZM234 182V181H233ZM253 182H254V179H253ZM33 183V182H32ZM35 183V182H34ZM37 183V182H36ZM65 183H67V184H64ZM95 183H96V185H97V183L99 184V181L97 182V174L96 175H94V176H92L91 178L90 177H87V178H83L82 179V182H81V184H82V192H85L86 193V196L88 197V198H90V197H93L94 195H96L97 194V188L99 187H96L95 186ZM210 183V182H209ZM43 184V183H42ZM230 184H232V182L230 183ZM59 185V186H58ZM220 185V184H219ZM26 186V187H25ZM41 186H43V185H41ZM41 186H40V188H41ZM71 186V187H70ZM205 186V185H204ZM221 187H223V188H228V186H231V185H229V183L227 184H224V183H222L221 185H220ZM219 186V187H220ZM8 187H9V185H8ZM23 187H25L26 188V191H27V184H23ZM22 187V188H23ZM44 187V186H43ZM51 187V188H52ZM69 187V188H68ZM96 187V188H95ZM232 187V186H231ZM235 187V186H234ZM22 188H21V190H22ZM25 188H24V190H25ZM49 188V187H48ZM52 188V189H53ZM222 188V190H224ZM12 189V188H11ZM38 189V188H37ZM42 189V188H41ZM175 189V188H174ZM208 189V188H207ZM241 189V188H240ZM240 189H238V190H240ZM245 189V188H244ZM264 189V188H263ZM262 189V190H263ZM51 190V189H50ZM50 190H48L47 188H44V191H45V193H47L48 192V194H45V197L47 196V195H49V191ZM56 190V189H55ZM229 190V189H228ZM226 191V192H229V191ZM8 191V190H7ZM17 191H18V189H17ZM16 191V192H17ZM43 191V190H42ZM176 192H178V193H180L179 195H173L172 197H168V196H165V195H161L160 197H159V200L157 201V205H158V207H160V209L163 207V206H160V205H163V204H165L166 205V203L167 202H172V205H177L178 203H184L185 201L186 202H188V200H189V202H190V200L192 201V200H194V201H192V204L188 207V208H185V210H186V212L185 213H183V214H186L187 213V216H188V214L189 215H193V212H194V210L196 209V208H198L197 207V200H199L200 201V197L198 196V195H200V194H196V191H194L195 192V194L193 193V194H190V195H188V194H186L184 191H180V189L179 188H177L176 190H175ZM235 191V190H234ZM245 191V190H244ZM20 192V191H19ZM28 192V191H27ZM27 192H25V193H27ZM38 192V191H37ZM41 192V191H40ZM40 192H38V193H40ZM222 192V191H221ZM224 192V191H223ZM256 192V191H255ZM21 193V192H20ZM34 193V192H33ZM42 193V192H41ZM65 193H67V194H65ZM215 193V192H214ZM246 193V192H245ZM23 194H24V192H23ZM44 194V193H43ZM223 194V193H222ZM24 195H26V194H24ZM36 195V194H35ZM236 195V194H235ZM239 195V194H238ZM253 195V194H252ZM9 196V195H8ZM23 196V195H22ZM76 195H73V197H75ZM90 196V197H89ZM204 196H206V195H204ZM43 197V196H42ZM48 197V199H49V196H47ZM50 197H51V195H50ZM70 197V196H69ZM95 197V196H94ZM244 197V196H243ZM18 198V197H17ZM28 198H29V195H28ZM32 198V197H31ZM213 198V197H212ZM225 198V197H224ZM233 198V197H232ZM51 199V198H50ZM215 199V198H214ZM246 199V198H245ZM56 200V199H55ZM68 201H69V199H67ZM67 200H65V204H64V208L60 211V212H58V210H55V211H52V216L46 221V223H45V225L43 224V233L45 232H48V230L49 229H47L48 228V224L49 223H51L52 221H54V220H56L57 221V217L55 216V215H53V213L54 212H58L59 214H61V213H63V212H65V214H67V218L65 219V221L63 222L64 224H65V226H66V228H65V231L64 232H66L67 234H73V232H72V230L70 229V227H68L67 226V222H68V220H69V218H71V216H72V214H74V213H76L77 215H79V214H81L82 213V209H81V207L78 205V204H74L72 201L70 202V203H68L67 204ZM95 200V199H94ZM248 200V199H247ZM28 201V200H27ZM57 201V200H56ZM244 201V200H243ZM246 201V200H245ZM31 202V201H30ZM88 202V201H87ZM230 202V201H229ZM247 202V201H246ZM20 203V202H19ZM62 203V202H61ZM195 203H197V204H195ZM210 203V202H209ZM30 204V203H29ZM217 204H219V203H217ZM15 205V204H14ZM20 205V204H19ZM25 205H26V203H25ZM65 205H67V206H65ZM86 205V204H85ZM87 205H89L88 203H87ZM90 205H91V202H90ZM212 205V204H211ZM230 205V204H229ZM17 206V205H16ZM16 206L15 207H12L11 209H9V216H10V229L9 228H7V229H9V236H10V238H11V241H10V243H9V245H10V248L13 250V254L14 255H12V256H8L6 259H5V263L6 264H36L35 263V261H37V260H39V259H37V251H35V250H33L32 248H31V244L30 245H28V244H25V240L26 239H28V240H31L32 242H33V239L31 238V234H30V230L28 229V228H26V226H25V222H23V219H22V217H21V215H20V213H19V211L18 210H20V209H18V207L16 208ZM30 206V205H29ZM92 206V205H91ZM94 206V205H93ZM169 206V205H168ZM167 206V207H168ZM201 206V205H200ZM170 207H172V206H170ZM177 207V206H176ZM203 207V206H202ZM218 207V206H217ZM85 209V208H84ZM88 209V208H87ZM159 209V210H160ZM183 209H184V206H183ZM212 209V208H211ZM233 209V208H232ZM5 210H6V207H5ZM158 210V211H159ZM181 210V209H180ZM184 210V211H185ZM210 210V209H209ZM30 211V210H29ZM35 211H36V209H35ZM42 211H45V210H43L42 209ZM183 211V212H184ZM225 211V210H224ZM237 211V210H236ZM262 211V210H261ZM89 212V211H88ZM164 212V211H163ZM196 212V211H195ZM204 212V211H203ZM202 212V213H203ZM264 212V211H263ZM44 213V212H43ZM47 212L45 211V214H46ZM85 213V212H84ZM158 213V212H157ZM210 213H211V211H210ZM226 213V212H225ZM49 214V213H48ZM171 214V213H170ZM205 214V213H204ZM42 215H44V214H42ZM47 215V214H46ZM169 215V214H168ZM45 216V215H44ZM44 216H43V218H44ZM181 216H183V215H181ZM180 216V217H181ZM210 216V215H209ZM263 216V215H262ZM24 217H25V215H24ZM33 217V216H32ZM47 217H49V215L47 216ZM77 217V216H76ZM169 217V216H168ZM235 217V216H234ZM233 217V218H234ZM40 218V217H39ZM83 218V217H82ZM201 218H203V217H201ZM90 219H91V215H90V213H85V215H84V222H86V229H87V232H88V235L90 236V238L92 239V238H94L95 236H97L98 235V233H99V231L97 230V228L95 227V225L94 224H92L91 223V221H90ZM236 219V218H235ZM29 220V219H28ZM40 220V219H39ZM222 220V219H221ZM221 220H220V222H221ZM224 220V219H223ZM229 220H231V219H229ZM261 220V219H260ZM260 220H259V222H260ZM33 221H34V219H33ZM43 221V220H42ZM41 222V221H40ZM43 222H45V221H43ZM234 222V221H233ZM238 222V221H237ZM252 222V221H251ZM38 223V222H37ZM224 223V222H223ZM241 223V222H240ZM9 224V223H8ZM212 224H214V223H212ZM253 224H255V222L253 223ZM50 225V224H49ZM191 225V224H190ZM227 225H229V224H227ZM226 225V226H227ZM241 225V224H240ZM97 226V225H96ZM186 226V225H185ZM218 226V225H217ZM223 226H224V224H223ZM226 226H225V229H223V230H221V231H226V230H228L229 228L228 227H230V225L226 228ZM243 225H241V227H242ZM49 227H51V226H49ZM191 227V226H190ZM196 227V226H195ZM221 227V226H220ZM255 227V226H254ZM261 227H263V226H261ZM42 227H40L39 228V230L41 229ZM198 228V227H197ZM247 229H249V228H244L242 231H247ZM183 230V229H182ZM8 231V230H7ZM205 231H207V232H209V229H206ZM64 232H59V235L61 236V235H63V233ZM211 232V231H210ZM8 233V232H7ZM196 233H197V231H196ZM199 233V232H198ZM197 233V236H200V233L198 234ZM192 234H195V233H192ZM43 236H44V234H42ZM8 236V237H9ZM40 236V235H39ZM92 236V237H91ZM206 236H207V234H206ZM216 236V235H215ZM7 238V237H6ZM40 238H42L43 239V237H40ZM145 238V237H144ZM143 238V239H144ZM212 238V237H211ZM40 240V239H39ZM62 240V239H61ZM204 240V239H203ZM203 240H202V238H200V239H197V240H195V244H199V245H201V243L203 242ZM9 241V240H8ZM41 241V240H40ZM220 241V240H219ZM28 242V241H27ZM61 242V241H60ZM7 243V242H6ZM38 243H41V242H38ZM59 243V242H58ZM205 243V242H204ZM194 244V245H195ZM215 244V243H214ZM197 245H195V247L197 246ZM211 245V244H210ZM6 246V245H5ZM193 247V246H192ZM195 247H193V248H195ZM202 247V246H201ZM10 248H7V249H10ZM56 249V251H58L57 249L58 248H52L51 250H55ZM191 249V248H190ZM213 249V248H212ZM50 250V251H51ZM52 251V252H53ZM55 251V252H56ZM207 251V250H206ZM52 252H49V253H51L52 255V258H49L48 259V263H45V262H43V260H44V258H42V263L41 264H51L52 262H53V260H54V258L53 257H55V252L54 253H52ZM200 252H202V251H200ZM43 253V252H42ZM164 253V252H163ZM41 254V253H40ZM40 254H39V256H40ZM55 254V255H54ZM41 256H43L42 254H41ZM136 262L137 261H139L141 258H140V256L139 255H136ZM37 259V260H36ZM52 259V260H51ZM173 259V258H172ZM199 259V258H198ZM1 260H2V258H1ZM40 261V260H39ZM38 261V262H39ZM135 262V263H136ZM173 262V261H172ZM176 262V261H175Z\"/></svg>", "mask_w": 264, "mask_h": 264}, {"label": "built area", "instance_id": "3", "mask_svg": "<svg viewBox=\"0 0 264 264\" xmlns=\"http://www.w3.org/2000/svg\"><path fill=\"white\" fill-rule=\"evenodd\" d=\"M74 3H68L73 16L79 20H85L93 27L97 24H103L105 18L100 12L97 13V8L102 7L107 1L115 3L122 11H131L134 19H142L147 17L152 10L157 9L164 1L169 0H72ZM76 1L88 2L87 7L80 6ZM78 6V8H76ZM210 13V9H206L204 14ZM214 18L217 20H224L226 18L225 8H218L214 11ZM97 30V27L95 28ZM221 44L223 42L221 41ZM43 150L45 151L44 158L42 159ZM28 151V150H27ZM47 148H42L38 155V161L42 164L45 162ZM27 156V152H26ZM26 160V157H25ZM26 164H28L26 162ZM40 164V165H41ZM30 165V164H28ZM40 165H30L31 168L37 170ZM158 190H150L141 198L140 213L149 216L157 215L160 207L157 205ZM203 214V213H202ZM71 217L67 226L70 227L73 234L64 233L61 235L63 244L68 243L67 248L58 251V255L54 258L51 264H124L123 256L130 255L137 247L139 239L132 241L127 236H113L110 238L108 235L100 234L90 239L87 234L82 237L78 234L79 225L72 224ZM64 232V231H62ZM170 236L166 235L165 241L170 240ZM207 240V239H206ZM165 241L157 245L155 250L145 258L143 264H163L165 256L163 255L162 247ZM193 246V245H192ZM191 246V247H192ZM237 248L229 250L227 248L216 249L217 255L215 256L218 264H264V238L262 235L256 236L254 241L240 242L236 245ZM199 264H213L214 257L208 251L200 254ZM220 261V263H219ZM142 264V263H141Z\"/></svg>", "mask_w": 264, "mask_h": 264}]
</instances>
